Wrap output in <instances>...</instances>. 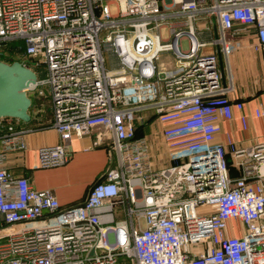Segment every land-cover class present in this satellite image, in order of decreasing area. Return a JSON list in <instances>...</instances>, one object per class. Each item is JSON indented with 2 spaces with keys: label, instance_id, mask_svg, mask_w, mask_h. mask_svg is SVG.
<instances>
[{
  "label": "built area",
  "instance_id": "1",
  "mask_svg": "<svg viewBox=\"0 0 264 264\" xmlns=\"http://www.w3.org/2000/svg\"><path fill=\"white\" fill-rule=\"evenodd\" d=\"M249 37L264 51V0H0V57L21 42L17 61L43 71L27 93L49 98L59 138L37 166L65 165L86 136L108 155L62 206L4 168L27 130L0 118V264H264V142L206 138L232 102L217 49L224 63ZM163 53L173 66L158 69ZM154 121L169 149L160 169L138 136Z\"/></svg>",
  "mask_w": 264,
  "mask_h": 264
},
{
  "label": "crops",
  "instance_id": "2",
  "mask_svg": "<svg viewBox=\"0 0 264 264\" xmlns=\"http://www.w3.org/2000/svg\"><path fill=\"white\" fill-rule=\"evenodd\" d=\"M202 39H207L203 35ZM242 41V47L229 55L223 63L225 80L232 85V102L217 118L216 128L207 134L209 141L238 147H248L264 142V51L254 52L253 37ZM216 52V48L207 49ZM30 121L22 123L16 119V128L26 129L23 151L8 152L3 160L4 168L15 177H25L36 190H50L62 206L80 202L91 183L108 166V155L103 147H91L92 137L70 141V158L60 167L39 168L37 150L40 147L55 145L59 138L51 127V103L49 98L30 97ZM163 127L152 122L138 131V136L146 137L150 143V157L153 167L160 169L169 164V151L161 137ZM5 130H0L1 135ZM227 160L231 164V157ZM230 175L237 177L238 171L230 167ZM237 232L235 235H241Z\"/></svg>",
  "mask_w": 264,
  "mask_h": 264
},
{
  "label": "water",
  "instance_id": "3",
  "mask_svg": "<svg viewBox=\"0 0 264 264\" xmlns=\"http://www.w3.org/2000/svg\"><path fill=\"white\" fill-rule=\"evenodd\" d=\"M217 56L221 75L224 77L223 60L218 49ZM36 83V73L21 62L0 61V118H13L28 123L32 100L27 90Z\"/></svg>",
  "mask_w": 264,
  "mask_h": 264
},
{
  "label": "trees",
  "instance_id": "4",
  "mask_svg": "<svg viewBox=\"0 0 264 264\" xmlns=\"http://www.w3.org/2000/svg\"><path fill=\"white\" fill-rule=\"evenodd\" d=\"M5 51V55L0 57V60H3L6 63H12L14 61L17 60L18 55L21 53V47H18L16 45V43H11L8 44L4 47H2ZM26 65L30 66V67H34V61L33 60H26L25 61ZM38 78H41V76L43 75V71H41L40 69H35Z\"/></svg>",
  "mask_w": 264,
  "mask_h": 264
},
{
  "label": "rangeland",
  "instance_id": "5",
  "mask_svg": "<svg viewBox=\"0 0 264 264\" xmlns=\"http://www.w3.org/2000/svg\"><path fill=\"white\" fill-rule=\"evenodd\" d=\"M213 20H214V18H213ZM204 26L205 25L202 22H199L197 24V28L198 29H204ZM161 33H162V37L166 38V30L163 29ZM203 36L206 37L207 39H209L211 35H209L207 32H203ZM15 43H16V45H21V42H15ZM18 56H20V54ZM19 58H20V60H23L21 57H19ZM23 61H25V60H23ZM106 66L109 67V64L107 63ZM156 66H157L158 69H165V68L172 67L173 66V61H172L171 55L170 54H166V53L161 54L159 56L158 61L156 62ZM32 93L33 92H28L27 94L29 96H32L33 95Z\"/></svg>",
  "mask_w": 264,
  "mask_h": 264
}]
</instances>
